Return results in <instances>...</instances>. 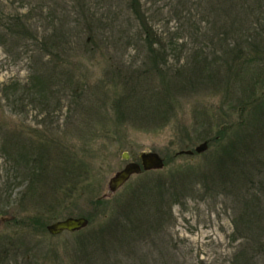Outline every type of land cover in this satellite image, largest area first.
Masks as SVG:
<instances>
[{
  "label": "rangeland",
  "instance_id": "1",
  "mask_svg": "<svg viewBox=\"0 0 264 264\" xmlns=\"http://www.w3.org/2000/svg\"><path fill=\"white\" fill-rule=\"evenodd\" d=\"M146 36L197 80L170 88L175 114L147 130L114 105L144 87ZM251 89L256 100L233 109ZM263 91L264 0H0V264H264ZM229 120L243 139L231 155L208 139ZM141 150L164 166L92 202ZM156 176L178 191L162 188L159 218L145 215L147 195L125 209ZM68 215L89 222L47 231Z\"/></svg>",
  "mask_w": 264,
  "mask_h": 264
},
{
  "label": "trees",
  "instance_id": "2",
  "mask_svg": "<svg viewBox=\"0 0 264 264\" xmlns=\"http://www.w3.org/2000/svg\"><path fill=\"white\" fill-rule=\"evenodd\" d=\"M147 28H149L146 24H142V31L147 32ZM146 42L148 43L149 53L151 55V65L146 69L145 77L143 79V89L134 90V87L128 88V90H123L119 94L120 101L124 105V110H121L120 112V106L119 102L116 103V100L114 102L115 105V111H117L120 115H130L131 121L134 120V123H139V127H142L143 129H153V124L151 119L154 116H162L165 117L166 122L168 119H170V116L174 115V106L173 101L171 99L174 98L175 100V94L173 95L171 93V89L173 88L176 93H178V90H181L184 92L187 90L188 87H192L197 84V80L195 79V76L191 71L190 67L192 65H189L188 68H176L173 69L170 67V65L166 64V61H159L157 54L154 53V49L152 47V41H149L148 36L145 37ZM199 57V55H198ZM195 62L194 63H200V57L192 58ZM207 60V59H206ZM194 66V65H193ZM254 81H250V83L255 86L259 79L254 78ZM258 80V81H257ZM249 81H247L248 83ZM246 83V84H247ZM244 86V85H243ZM245 87V86H244ZM177 89V90H176ZM264 94V91L262 95ZM252 102L256 100V96H254L252 89L250 92L244 93L241 97L240 94L237 96V102L233 105V109L236 108V110L244 109V106L242 107V104L247 99ZM126 99V100H123ZM240 103V106L238 105ZM130 108V109H129ZM242 111L240 112V114ZM227 115H231V113H227ZM224 117V115H223ZM230 120L232 119V116H229ZM183 125H179V131L182 129L186 131V134L189 132V127L191 125V122H189V119H184ZM230 120L228 122H225L224 125L221 124L216 131L210 136V139L214 144L220 146V149L227 154L231 155V152L234 148V146L242 142V138H233L232 133L234 132V123H230ZM152 126V127H151ZM224 141V142H223ZM10 146H8V149ZM41 148V146H39ZM41 156V155H40ZM153 170V169H151ZM144 172V171H142ZM141 173V172H140ZM64 175V172H63ZM165 179L161 176H156L151 179L150 182L141 185H137L136 187L132 188L130 193L128 194L126 198V202H124L122 205L125 207V209L128 208V205L133 203H140L143 197L142 196H148L150 201H152V204L155 206L152 213L149 212L145 214L146 216H152L153 218H159L160 212H161V204H162V188L166 191L172 190L173 196L178 193L177 191V185L174 182H168L167 186L164 184ZM69 186H67V189ZM67 192V194H66ZM65 194L67 198L70 196V192L66 190ZM78 195V194H77ZM82 196V195H81ZM80 196V197H81ZM77 198V197H76ZM139 200V201H138ZM106 201V198L103 197H97L92 200L95 204H101ZM60 202H64L60 201ZM128 202V203H127ZM58 203V202H57ZM105 207V206H104ZM92 214H90L91 216ZM89 216V215H88ZM107 217V216H106ZM37 220V217H35Z\"/></svg>",
  "mask_w": 264,
  "mask_h": 264
},
{
  "label": "water",
  "instance_id": "3",
  "mask_svg": "<svg viewBox=\"0 0 264 264\" xmlns=\"http://www.w3.org/2000/svg\"><path fill=\"white\" fill-rule=\"evenodd\" d=\"M208 141L202 140L198 142L194 148H184L178 152L192 153L200 152L207 148ZM123 158H128L127 151L122 152ZM139 160H128L121 168L115 170L108 178L106 188L99 197H108L122 186L133 174L140 173L145 170L159 169L165 164L164 157L155 150H141L138 153ZM89 222L88 217L84 215H68L66 217L56 219L46 224V229L52 234L60 233L61 231H75L85 227Z\"/></svg>",
  "mask_w": 264,
  "mask_h": 264
}]
</instances>
